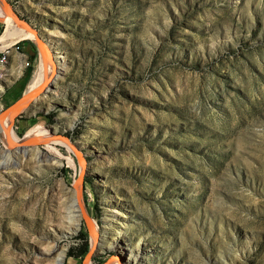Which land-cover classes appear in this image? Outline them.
<instances>
[{
	"label": "rangeland",
	"instance_id": "obj_1",
	"mask_svg": "<svg viewBox=\"0 0 264 264\" xmlns=\"http://www.w3.org/2000/svg\"><path fill=\"white\" fill-rule=\"evenodd\" d=\"M7 3L67 56L11 128L24 139L53 126L82 155L63 137L36 143L47 155L0 140V264H55L56 251L63 264H264V0ZM32 56L24 74L0 61V101L43 73ZM83 168L99 251L83 218L66 233ZM118 228L123 248L107 243Z\"/></svg>",
	"mask_w": 264,
	"mask_h": 264
},
{
	"label": "bare ground",
	"instance_id": "obj_2",
	"mask_svg": "<svg viewBox=\"0 0 264 264\" xmlns=\"http://www.w3.org/2000/svg\"><path fill=\"white\" fill-rule=\"evenodd\" d=\"M0 2H1L2 7L5 10L4 11L3 9L0 8L1 15L6 20H7V18L5 17V15H8L9 18L12 20V22H9V25L7 27L6 32L0 37V44H3V45L5 44L6 46H8L9 44L14 43L18 39L20 40L22 38H27V37H30V36L34 35L32 32L28 31L26 28L18 26L17 25V21L13 17H11L10 14H9V12H13V11H10V7L8 5L5 6L3 0H0ZM53 56H54V58L56 60L58 73H61V70H64V68L66 66L67 56L64 53L59 52L57 50H55V52L53 53ZM46 62H47L46 64H47L48 73H50V71L52 70V63L49 61V59H47ZM44 66H45V63H44ZM42 72L43 73H41L38 76V78H36L33 81L31 89L36 87L37 85H39L43 81V79H44V70H42ZM57 76L60 77V74H58ZM9 116L12 117V114H9L2 122L0 121V140L10 144L11 146L14 144L16 149H21V147L19 145L21 143H23L25 140H27L28 138L32 137V136L41 137L43 139V141L50 142V141H48L49 140L48 137H50V134L48 132H46L47 130L46 131L42 130L40 132V130L38 129L36 131V133H34V134L31 133V135H27L24 139L19 138L18 136H16L15 132L11 128V124H10L11 123L10 122L11 119H10ZM62 141L67 142L66 140H63V139H62ZM28 149H29V151L31 150L32 153H34V155H41V154L44 155L45 154L39 148V146H37L36 144L32 145ZM45 155H47V154H45ZM79 189H80V186H79ZM66 209H67V214L65 215V218H66L65 221H66V224H67V232L66 233H71L73 231H77L78 228L81 225V220L83 218V212H82V210H81V208L79 206V203H78L77 190L76 189L73 190V196H72L71 204L70 205H66ZM119 214L120 215H124V213H120V212L118 213V215ZM63 223L65 224V222H63ZM65 225H64V227H65ZM120 233H121V228H118L117 232L115 233V236L113 238H111V241H108L107 243L110 246L115 245L116 247L120 246V248H123V246H121V244H120L122 240H121V238H118ZM92 234H93V247L96 249V251H99L103 247V242L101 241V234H100V232L98 230V227H97V225L95 223L93 224ZM117 235H118V237H116ZM45 242H48V241H45ZM108 244H106V245H108ZM53 246H54V244H53ZM54 249H55L54 247L48 245V248H46L45 252L52 253ZM56 253L57 254H56V257H55L56 258V263L55 264H63L64 261H65V252L64 251H61V252H57L56 251Z\"/></svg>",
	"mask_w": 264,
	"mask_h": 264
},
{
	"label": "water",
	"instance_id": "obj_3",
	"mask_svg": "<svg viewBox=\"0 0 264 264\" xmlns=\"http://www.w3.org/2000/svg\"><path fill=\"white\" fill-rule=\"evenodd\" d=\"M5 6L9 4L7 3V0H3ZM10 16L13 17L19 24H21L24 28H26L28 31L32 32L35 35L36 38V44L37 47L40 51V54L42 56V59L44 60L45 66H44V79L43 81L37 85L36 87L29 89L25 94L22 95L21 98H19L15 103L11 104L8 106L6 109H4L0 113V121L2 122L9 114H12L13 119L22 112L26 107L29 105H32L38 101V98L41 95H45L50 93V90L55 88V81H56V73H58L57 65H56V60L53 56V51L54 49L52 47H49L45 41L39 36V33L36 28H34L28 21L20 18L17 14L14 12H9ZM49 59V61L52 63V71L51 75L48 73L47 70V62L46 60ZM45 112V108H40L38 109V112ZM53 126H50V137L48 139H53V138H65L69 145H71L80 155L82 153L78 150V148L71 142L69 137H65L64 135L57 134L53 130ZM43 139L41 137H31L25 140L23 143H21L19 146L21 148H25L30 144H36L42 142ZM85 175V169H81L78 178L74 181L73 187L77 190V199L79 206L83 212V219L87 223L89 229L92 231L93 230V222L91 221L90 215L87 212V209L85 207V203L81 197V190L79 189V185L81 184L83 178ZM96 251H94L92 245H90V249L88 254L93 256L95 255Z\"/></svg>",
	"mask_w": 264,
	"mask_h": 264
},
{
	"label": "crops",
	"instance_id": "obj_4",
	"mask_svg": "<svg viewBox=\"0 0 264 264\" xmlns=\"http://www.w3.org/2000/svg\"><path fill=\"white\" fill-rule=\"evenodd\" d=\"M19 47V46H18ZM9 52L7 54V63L11 65V69L15 72V73H25L27 72L30 68L33 69L36 65V58H33V54H37L38 57V47L37 44L35 45L32 42H28L25 43L24 46H20L19 48L17 47H9ZM1 57V56H0ZM30 60L31 64L30 66L26 67L25 66V61ZM1 61V59H0ZM32 79H30V82H32ZM28 86V84H27ZM24 88V85L21 84H17V86H15L14 88H12L9 92H7L5 95L2 96V100L0 101L1 103H13L14 101H16L18 99V97L20 96V92L21 90ZM25 89L21 92L24 93ZM33 105H30L27 108H31Z\"/></svg>",
	"mask_w": 264,
	"mask_h": 264
},
{
	"label": "built area",
	"instance_id": "obj_5",
	"mask_svg": "<svg viewBox=\"0 0 264 264\" xmlns=\"http://www.w3.org/2000/svg\"><path fill=\"white\" fill-rule=\"evenodd\" d=\"M16 47L19 48L18 46H16ZM9 49H10L9 47L8 48H5V49H2V54H1V57H0L1 61H4L7 58V54L9 52ZM30 64H31V61L30 60L25 61V66L26 67L30 66Z\"/></svg>",
	"mask_w": 264,
	"mask_h": 264
},
{
	"label": "trees",
	"instance_id": "obj_6",
	"mask_svg": "<svg viewBox=\"0 0 264 264\" xmlns=\"http://www.w3.org/2000/svg\"><path fill=\"white\" fill-rule=\"evenodd\" d=\"M89 249H90V245H89L88 242H86V244H85V248H84V250L81 252L82 255L88 253V252H89Z\"/></svg>",
	"mask_w": 264,
	"mask_h": 264
}]
</instances>
